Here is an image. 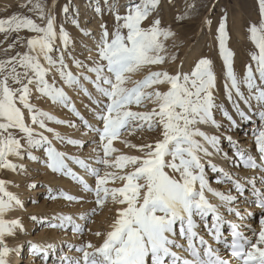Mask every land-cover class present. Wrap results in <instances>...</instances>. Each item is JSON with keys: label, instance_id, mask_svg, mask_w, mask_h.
Masks as SVG:
<instances>
[{"label": "snow or ice", "instance_id": "6c2138e0", "mask_svg": "<svg viewBox=\"0 0 264 264\" xmlns=\"http://www.w3.org/2000/svg\"><path fill=\"white\" fill-rule=\"evenodd\" d=\"M205 6L206 0H185V11L174 20L183 24L199 18L202 24L211 26L207 15L199 16ZM162 7L163 0H139L121 12L115 0H104L103 8H95L102 17L98 31L80 29L84 37H95L84 46L85 59L77 58L76 41L67 28L57 25L55 2L25 0L19 8L32 15L15 11L0 18L4 41L13 37L3 49L6 58L0 59V171L27 176L29 161L43 164L83 186V195L60 191L59 196L70 202H86L91 195L95 204L79 216L84 223H78L71 214L59 213L47 220L30 216L52 229L66 230L70 226L81 237L57 257L59 264H264V126L253 133L259 159L229 134L240 127L239 121L251 120L253 112L264 122V0H258V22L248 27L250 40L258 49L251 55L255 71L251 64L246 65L243 76L235 71V52L228 43L227 8L216 22L226 95L234 111L216 101L217 75L212 59L197 58L187 72L182 70L183 60L177 70L163 67L179 56L167 50L166 41L177 33L163 24L159 15ZM60 10L67 15L69 4ZM105 12L113 18L111 26L103 18ZM72 22L80 27L78 19ZM25 31L26 35H20ZM69 60L82 71L74 73ZM154 66L158 67L151 70ZM146 68L149 70L143 78H133ZM53 72L88 98L94 122L77 110L63 87L49 82L47 77ZM33 89L53 103L71 106L82 124L80 138L61 136L47 125L46 121L55 120L77 127L32 103ZM217 110L226 124L216 119ZM145 132L152 139L141 136L142 142L134 143L125 136ZM45 133L79 149L95 145L91 149L95 155L87 160L94 159L99 167L59 151ZM92 133L95 135L90 136ZM222 138L232 144L244 168L259 171V179L255 174L244 179L234 177L213 161L218 156L228 159L221 147ZM116 142L124 148L117 147ZM35 150L42 151L37 155ZM69 160L95 178L94 186L69 167ZM206 165L223 174L220 183L230 182L232 188L227 193L210 185ZM14 183L0 177V264H13V257L23 248V244L9 243V238L25 231L22 217L11 215L25 209L20 194L10 190ZM29 186L37 187L35 182ZM249 187L261 212L258 227L245 223L252 213L242 212L237 206ZM206 193L218 198L219 203H212ZM48 197L57 198L51 190ZM222 208L235 219H225ZM103 209L111 212L110 220L93 231L88 225L95 223L93 217ZM201 224L208 238L201 234ZM225 224L230 228L227 235ZM88 234L96 238L95 242L87 238ZM28 243L33 254L43 253L44 259L57 248L55 241Z\"/></svg>", "mask_w": 264, "mask_h": 264}, {"label": "rangeland", "instance_id": "374dc122", "mask_svg": "<svg viewBox=\"0 0 264 264\" xmlns=\"http://www.w3.org/2000/svg\"><path fill=\"white\" fill-rule=\"evenodd\" d=\"M78 1H85L84 7H79ZM36 0H33L35 3ZM49 2H55L57 5L56 16H57V25L63 24L64 27L67 28L72 38L76 41L75 54L79 59H85L87 53L83 51L85 44H91V42L95 39V37H84L81 28H87L90 31H98V24L101 21L102 17L100 13L95 11L96 7H104V0H49ZM87 2V3H86ZM117 5L119 6L121 12L124 11L129 6L135 5L139 2V0H115ZM25 3V0H0V18H5L11 15L15 11H20L28 15H32L31 13H27L26 9L19 8V5ZM69 4L70 12L66 15L60 9L65 4ZM215 5V7H211V5ZM227 8L229 11L230 17V40L229 46L235 52L234 57V68L238 75L243 76L246 74V65L251 64L253 66V70L255 71V61L251 60V55L253 52H257L258 49L255 48L254 43L250 40V34L248 31V27L251 23L258 22L259 20V10H258V0H206V6L201 8L199 11V16L204 17L207 15V18L212 20V25L209 26L207 24H202L199 18L196 19H188L186 23H180L178 19L174 20V17H177L179 13H183L185 11V0H163V7L159 10V15L162 18L164 25H170L177 33L175 37H170L166 41L167 50L169 53H176L179 56V59L175 62H167L163 67L168 70H177L180 68L181 60L183 63V71L187 72L193 66L195 62L194 56L197 58L201 56H206L213 60L214 69L217 75V88L223 89L224 81L226 80L225 72H224V63L223 57L219 50L218 45V37L216 34V22L219 19L220 14ZM7 9V11H6ZM95 11L97 16H93L90 12ZM78 12V13H77ZM83 12H87L89 14H83ZM86 15V16H85ZM84 16V17H82ZM83 18L85 20H83ZM107 19L109 26L112 25L113 18L107 13H104V17ZM78 19L80 22V27H76L73 24V20ZM25 32H21L20 35H26ZM15 34H13L14 36ZM12 36L8 37L7 41H4V34L0 33V41H4L0 43V59L6 58V54L3 49L7 46V43L12 40ZM251 50V51H250ZM195 53L191 60H189V54ZM197 53V55H196ZM12 54V50H9L8 55ZM93 55L95 53L93 52ZM194 59V60H193ZM241 59V60H240ZM190 62H189V61ZM197 60V59H196ZM192 61V62H191ZM71 70L76 73L78 70L75 67L73 61H68ZM189 64V65H188ZM154 66L151 70H156ZM149 69L146 68L139 73L133 75L134 79L143 78L144 75L147 74ZM258 76V73H256ZM50 83L54 82L57 87H63L71 98L72 103L75 104L77 110L88 120L93 118L92 113L89 111L91 107L90 101L86 96L83 95L82 91L78 88H74L64 84L59 75L55 72L50 74L48 77ZM222 81V82H221ZM222 85L219 87V84ZM86 86L94 91L91 84L84 82ZM225 89V86H224ZM223 89V92H224ZM225 93V92H224ZM227 97L226 93L224 94ZM31 102L34 103L38 108L42 109L45 112L50 113L52 116L56 117L59 120L71 121L74 122L77 127L73 128L69 124H61L57 123L55 120L46 121L49 127L54 128L57 132L61 134V136L67 138L76 139L78 134L81 132L82 124L79 118L75 115V113L71 110V106L65 107L62 104L53 103L50 98L46 96L40 95L38 92L33 89ZM78 106V107H77ZM228 108L232 109L231 104H228ZM27 115V114H26ZM91 117V118H90ZM30 122V120H29ZM249 126L251 122H248ZM247 124V125H248ZM52 139L53 145L59 150L67 153L69 156H80L86 159V154L82 152H91L88 147L83 149H79L72 144H68L66 141L61 142L53 137L51 133H45ZM77 134V135H76ZM126 135V133H125ZM79 138V137H78ZM88 149V150H87ZM42 150H35L34 154L39 155ZM83 154V155H82ZM71 160L68 161L69 167L74 168L78 164L75 162L71 165ZM30 167L27 176L19 177L22 179L23 185L21 186L25 189V209L24 214L29 220L32 221L33 225L30 228L25 229L24 233L26 235H30L31 238H24L25 243H23V248L20 252L25 261H21L17 259V264H50L51 259L54 258L55 262L59 253L66 252L65 249L68 250L71 243L76 242L81 239V237L77 234H74L70 228V226H66V230L60 229H52L47 226L46 222H41V220L33 221L30 216L36 215L38 217H42L45 220L51 219L54 215L63 213V214H71L74 217H79L82 213L90 210L95 207L93 198L91 195L87 196L86 202H70L67 201L64 197L59 196L60 191L67 192L71 195H83L84 189L83 186L77 181L73 180L70 176H63L60 173H54L51 169L47 168L43 164H38L34 161H29ZM6 171H0V177L6 178ZM218 175L211 176L210 181L214 182L215 178ZM93 179H92V178ZM89 177L90 185L95 184V178L93 176ZM52 178V179H51ZM7 179V178H6ZM59 180V181H58ZM220 180H216L215 184L219 183V186L224 187L226 184L220 183ZM35 182L37 187H42L43 190L36 192L37 196L34 198V191L29 185ZM67 183V185L75 186L76 192L72 193L62 187V183ZM93 182V184H92ZM228 182V181H227ZM225 182V183H227ZM28 183V184H27ZM78 183V184H77ZM25 185V186H24ZM24 186V187H23ZM94 186V185H93ZM109 186H112L111 184ZM27 187V188H26ZM49 190L52 191V194L55 195L56 199H49L48 194ZM79 193V194H78ZM79 195V196H80ZM211 198V197H210ZM255 200L250 201V205L254 203ZM219 203V202H218ZM46 205V206H45ZM91 205V206H90ZM241 208L242 212L252 213L250 216H246L245 223L251 224L253 227L259 226V220L261 218L260 210H249L246 208H242L240 205H237ZM76 209V210H75ZM54 210V211H53ZM222 214L225 219H230V215L228 212L223 209ZM22 213V214H23ZM111 217V212L108 209L98 210L96 215L93 217L95 223L88 225L91 227L93 231L101 228L102 226H106ZM210 217V216H209ZM247 220H251V223H248ZM211 221V217L209 218ZM250 222V221H249ZM79 223H84L83 221H79ZM228 229V228H227ZM54 231L56 233L57 239L52 240L57 244L56 252H52L51 255L48 253L47 259H44V254H33V260L30 259V255L32 252H29L28 249L29 243L34 242L37 239L46 238L49 231ZM44 231V232H43ZM59 236V239H58ZM88 239H94L95 237L91 234L87 235ZM59 241L61 243H59ZM51 256V258H49ZM29 262L26 263V260ZM39 259V260H38ZM44 262V263H43ZM56 264V263H54Z\"/></svg>", "mask_w": 264, "mask_h": 264}, {"label": "bare ground", "instance_id": "6f19581e", "mask_svg": "<svg viewBox=\"0 0 264 264\" xmlns=\"http://www.w3.org/2000/svg\"><path fill=\"white\" fill-rule=\"evenodd\" d=\"M78 3H79V7L81 8V7H84V5H85V1H78ZM87 3V2H86ZM132 6H134V5H132ZM130 7V6H129ZM90 12H91V10H90ZM94 12L95 11H92L91 13H92V15L93 16H97L96 15V13L94 14ZM78 13V12H77ZM83 14H89V13H87V12H83ZM85 15V16H86ZM82 17H84V16H82ZM83 20H85L84 18H83ZM95 40V39H94ZM251 51V50H250ZM195 55V53L193 52V53H191V54H189V60H191L192 59V57ZM196 55H197V53H196ZM193 58H195V61H196V59H197V56L195 57H193ZM188 60V61H189ZM194 60V59H193ZM241 60V59H240ZM190 62V61H189ZM192 62V61H191ZM189 65V64H188ZM226 78V77H225ZM222 82V81H221ZM220 82V83H221ZM225 82V81H224ZM222 85V83L221 84H219V87ZM223 86V85H222ZM224 86H225V83H224ZM224 86H223V89H224ZM223 89H216V93H215V96H216V101H217V103L218 104H220V105H223V107L224 108H227L229 111H234L233 109H229L228 108V104H231V102L227 99V97H225V93H226V89H224V92H223ZM74 103V102H73ZM75 104H77V102L75 103ZM78 107V106H77ZM252 116H253V118L251 119V120H249L250 122H251V125L249 126V124H248V122L249 121H239V123H240V127L238 128V129H233V130H231L230 131V133L229 134H232L233 136H234V140H236V141H238L239 143H240V145L242 146V147H244L250 154H252V155H255V156H257V159H259V156H258V150H257V146H256V144H255V142H254V136H253V133L254 132H256L261 126H264V122H262L261 120H260V118H259V116L255 113V112H253L252 113ZM215 117H216V119L217 120H219L222 124H226V121H225V118L222 116V113L219 111V110H217V111H215ZM91 118V117H90ZM85 119H87V117L85 118ZM90 122H94V118H92V119H90L89 120ZM248 124V125H247ZM223 130V129H222ZM221 130V131H222ZM77 135V134H76ZM95 134L94 133H92V134H90V136H94ZM80 136H81V132L78 134V137L80 138ZM128 139H131L134 143H139V142H142L141 141V136H143V138L144 139H152V136H150L148 133H138V134H136L135 136H131V137H129V136H127V133H126V135H125ZM77 137V138H78ZM95 145H93V144H91L89 147H88V149L89 148H93ZM116 146L117 147H120V148H124V146H123V144H121V143H119V142H116ZM221 147L223 148V150H224V152H227L228 153V159L227 160H225L223 157H213V161L214 162H216V163H218V165L219 166H223V167H225L226 168V170L227 171H229L234 177L235 176H239L241 179H244V178H250L253 174H255L256 175V177H257V179H259V175H260V173H259V171L258 170H253V169H246V168H244V166H243V164H242V162H240L239 161V158L238 157H235V149L232 147V144H230L229 143V141L227 140V139H223L222 138V141H221ZM87 149V150H88ZM91 150V149H90ZM125 151H128V152H133L134 150H132V149H124ZM63 152V151H62ZM83 154H86V160H87V158L90 156V155H92V156H94L95 154H93L92 152H82ZM82 154V155H83ZM87 162L88 163H90V164H92L93 165V167H99V165H97L96 163H95V160L93 159V160H87ZM72 163H74V161H72L71 162V165H72ZM73 169V171H75V172H77L79 175H81V176H83V178L87 181V182H89L90 183V181H89V177H91L92 175L89 173V172H87L84 168H82L80 165H77V166H75L74 168H72ZM205 171H206V175H207V178H208V180H209V183H210V185L213 187V188H215V189H217V190H219V191H223V192H226L227 193V191L230 189V188H232V185L230 184V182L228 181L227 182V180H224V184H226L224 187H221V186H219V183L218 184H215L214 182H216V180L218 181V180H222L223 179V174L222 173H217V172H213L212 170H211V167L210 166H207L206 165V169H205ZM215 175H218V176H216V178H215V181L214 182H211L210 180V177L211 176H215ZM6 178L7 179H10V180H12V181H14V182H16V183H18L19 184V187H17L16 186V183H14V184H12V185H10L9 187H10V190H12V191H14V192H18L19 194H20V196H21V198L24 200V198H25V196L27 195H25V189H23L21 186L23 185V182H22V177L20 178L19 177V174H17V173H13V172H11V171H9V170H7L6 171ZM92 178V177H91ZM52 179V178H51ZM93 179V178H92ZM59 181V180H58ZM225 182H227V183H225ZM60 183H62V182H60ZM28 184V183H27ZM78 184V183H77ZM92 184H93V182H92ZM94 185V184H93ZM25 186V185H24ZM23 186V187H24ZM62 187H64L65 189H67L68 191H70V192H72V193H75L77 190H76V188H75V186L73 185V186H71L70 185V187H69V185H67V183H62ZM257 187H260V184L258 183L257 184ZM27 188V187H26ZM43 190V188L42 187H38V188H36L35 189V191H34V198L37 196V193L36 192H39V191H42ZM79 194V193H78ZM233 194H235V192H234V190H233ZM80 195V194H79ZM78 195V196H79ZM206 195L208 196V198H209V200L212 202V203H216V204H218V202H219V200H218V198H216V197H214L211 193H206ZM27 197V196H26ZM211 197V198H210ZM252 200H255V197H253L252 196V194H251V188L249 187V189L245 192V195H244V197H243V200H242V202H239L238 203V205H240L242 208L244 207V208H246V209H249V210H258V208H257V206H256V203H255V201H254V203L252 204V205H250L249 203H250V201H252ZM46 206V205H45ZM91 206V205H90ZM76 210V209H75ZM54 211V210H53ZM224 210H223V208L221 209V212H223ZM24 212V210L23 211H21V210H15L13 213H11V215H13V216H21L22 217V220H23V224H24V227H25V229H26V231H27V228H30L32 225H33V223H32V221L31 220H29V218L28 217H26L25 216V214L23 213ZM23 213V214H22ZM229 215H230V219H235L234 218V216H233V214H231V213H228ZM210 217H211V215H210ZM209 217V218H210ZM74 219H76L77 220V222L79 223V221H80V219H79V217H74ZM250 221V222H249ZM211 221H209V223H210ZM236 222H238V221H236ZM247 222L248 223H251V220H247ZM228 228V229H227ZM200 231H201V234H203V235H205L206 236V238H208L207 237V234H206V230L204 229V227H203V225L201 224V226H200ZM224 231H225V234L227 235L228 234V232H230V228H229V226L227 225V224H225V226H224ZM44 232V231H43ZM24 238H31V236L30 235H26L24 232H18L17 233V236L15 237V238H9V243L10 244H12V245H15V244H23V243H25V240H24ZM55 239H57V236H56V233L54 232V231H49V233L47 234V236H46V238H44V239H37L36 241H34L33 243H35V244H47V243H49V242H51L52 240H55ZM58 239H59V236H58ZM94 240V239H93ZM59 243H61L60 241H59ZM28 249H30L29 250V252H32L31 253V255H30V259H32L33 258V251H32V249H31V247H30V245L28 246ZM65 251H67V249H65ZM52 252H56L55 251V249L53 250V251H51V252H49V254L51 255V253ZM64 252H62V253H59V256L60 255H62ZM47 256H48V254H47ZM49 258H51V256L49 257ZM17 259H19V260H21V261H25V259H23L22 258V256L19 254V256H14L13 257V264H17ZM30 259L27 261L26 260V263L27 262H29L30 261ZM33 260V259H32ZM39 260V259H38ZM52 261H51V263L50 264H54V263H56V264H59V261L58 260H56V262H55V259L54 258H52L51 259ZM44 263V262H43Z\"/></svg>", "mask_w": 264, "mask_h": 264}]
</instances>
